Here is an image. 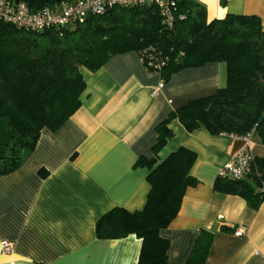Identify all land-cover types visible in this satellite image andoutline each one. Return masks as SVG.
<instances>
[{"label": "crops", "instance_id": "crops-1", "mask_svg": "<svg viewBox=\"0 0 264 264\" xmlns=\"http://www.w3.org/2000/svg\"><path fill=\"white\" fill-rule=\"evenodd\" d=\"M207 19L256 15L264 29V0H195ZM80 106L56 130L43 128L20 166L0 175V264H136L141 239L134 234L99 238L95 226L112 208L144 206L149 184L139 157L150 159L155 126L188 102L225 86L226 65L210 62L161 80L135 51L116 54L96 71L81 69ZM158 161L179 147L195 153L176 216L159 235L167 240L166 264H184L199 230L213 232L204 264H264V201L257 209L237 195L213 191L224 164L244 145L231 134L188 132L177 119ZM251 151L264 146L251 135ZM243 227L241 235H235ZM3 242L11 248L3 252Z\"/></svg>", "mask_w": 264, "mask_h": 264}, {"label": "trees", "instance_id": "trees-1", "mask_svg": "<svg viewBox=\"0 0 264 264\" xmlns=\"http://www.w3.org/2000/svg\"><path fill=\"white\" fill-rule=\"evenodd\" d=\"M41 7L61 0H22ZM170 28L153 5L112 7L62 28L27 31L0 22V175L17 169L33 149L41 129L56 130L80 106L85 87L81 69L94 72L109 57L128 51L151 53L163 64L162 81L188 67L224 62L226 83L214 93L189 100L155 126L149 190L141 210L115 207L96 223L99 238L134 234L141 239L136 264H166L167 240L159 235L176 216L181 198L197 183L189 170L195 153L185 147L158 161L157 152L177 119L186 131L254 135L264 146V29L256 15L225 14L207 19L195 0H174ZM213 191L241 197L252 209L264 201V156L254 155L241 179L217 176ZM213 232L200 229L184 264H204Z\"/></svg>", "mask_w": 264, "mask_h": 264}, {"label": "built area", "instance_id": "built-area-1", "mask_svg": "<svg viewBox=\"0 0 264 264\" xmlns=\"http://www.w3.org/2000/svg\"><path fill=\"white\" fill-rule=\"evenodd\" d=\"M153 5L162 22L170 28L175 20L173 15L174 0H61L41 7H31L22 0H0V22L12 24L27 31H44L49 28H62L82 21L90 15H99L108 9L118 7ZM139 58L149 74H156L163 64L151 53L142 51ZM160 80L151 88V94H157L163 87ZM236 136V135H234ZM240 137V136H238ZM244 145L224 164L218 176L241 179L251 170L253 153L251 135L241 136ZM243 227H238L234 234L241 235ZM2 251L7 252L11 243L3 242Z\"/></svg>", "mask_w": 264, "mask_h": 264}, {"label": "rangeland", "instance_id": "rangeland-1", "mask_svg": "<svg viewBox=\"0 0 264 264\" xmlns=\"http://www.w3.org/2000/svg\"><path fill=\"white\" fill-rule=\"evenodd\" d=\"M261 153L264 154V151H262Z\"/></svg>", "mask_w": 264, "mask_h": 264}]
</instances>
